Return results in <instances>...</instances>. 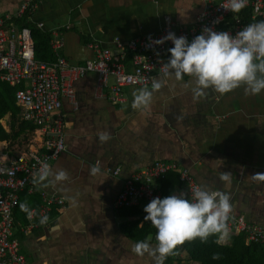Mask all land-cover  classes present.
Instances as JSON below:
<instances>
[{"label": "crops", "instance_id": "1", "mask_svg": "<svg viewBox=\"0 0 264 264\" xmlns=\"http://www.w3.org/2000/svg\"><path fill=\"white\" fill-rule=\"evenodd\" d=\"M26 1L0 0V11L14 12ZM37 2L34 14L19 24L30 29L45 24L38 30L51 34L53 53V43L62 40L61 55L74 65H83L95 57L91 44L111 47L116 37L128 41L161 34L166 18L171 19L175 30L192 29L206 0ZM251 6L245 8L250 15ZM259 20L264 19L249 18L251 23ZM160 79L164 86L154 94L143 115L131 107L133 92L139 87L125 88L126 101L113 104L97 97L95 73L75 83L77 104L64 98L67 151L54 162L53 169H67L71 179L63 186H38L36 192H21L20 204L27 202L34 212L31 219L21 211L20 204L14 210V238L29 264H153L151 257H140L132 251L140 240L151 238L153 246L156 243L151 234L153 226L144 220L145 204L118 210L114 201L127 180L159 161L176 162L200 186L229 193L235 215L264 227V91L249 95L241 87L221 95L209 89L203 98L194 99L190 77L184 76L182 82ZM27 86L28 80L11 85L0 79V113L8 110L1 125L10 133L12 113L18 108V120L25 126L14 140H0L1 161L40 151L45 142V133L23 120V108L16 100V91ZM105 131L111 139L100 142L99 134ZM21 139L30 140L23 151L15 149ZM93 165L100 169L95 175L90 174ZM116 169L120 170L118 175L113 173ZM222 172L231 173L230 182L219 179ZM179 177L178 172L171 173L155 183L162 198L188 193ZM42 192L66 201L64 208L56 206L48 214L43 225L38 214ZM233 237L224 242L214 235L207 243L215 239L219 247L231 245ZM178 251L169 256L167 264H202L189 252L179 247Z\"/></svg>", "mask_w": 264, "mask_h": 264}, {"label": "built area", "instance_id": "2", "mask_svg": "<svg viewBox=\"0 0 264 264\" xmlns=\"http://www.w3.org/2000/svg\"><path fill=\"white\" fill-rule=\"evenodd\" d=\"M37 5V0H27L14 12L0 11V79L11 85L29 81V86L20 87L16 91V100L23 108V120L32 123L46 135L40 151L6 158V161L0 159V264H29L20 251L19 242L14 238V210L20 204L21 192L37 191L38 186L31 182L33 174L40 167L37 160H45L53 168L54 162L67 151L63 100L68 98L77 104V81L95 73L98 76L97 97L107 98L113 104H123L126 101L125 88H151L153 78L164 77L161 66L167 62L170 57L168 49L174 45L171 41L152 44L149 37L155 41L172 32L177 37L186 36L191 42L195 36L201 34L204 27L235 35L249 24L238 15L232 22L227 21L232 14L225 9L229 0H206L205 8L192 29L175 30L171 19L166 18L161 34H147L128 41L116 37L111 47L93 43L90 48L95 52V57L83 65H74L61 55L64 47L62 40L53 43L56 61L36 59L35 40L31 29L19 24V21L29 19ZM248 6L252 7L253 20L264 19V0H248L246 7ZM43 28L45 24H36V29ZM110 79H113V84H110ZM176 172L180 174L189 194L190 190L200 186L180 164L159 161L138 171L125 182L114 201L116 209L133 208L141 203L146 206L153 198H162L155 183ZM113 173L118 175L120 170L116 169ZM41 195L42 204L38 210L41 217L48 216L56 206L64 208L66 205V201L56 194L42 192ZM228 230V238L243 234L248 242L264 245V227L249 223L244 216L232 212ZM227 239L223 241L226 242Z\"/></svg>", "mask_w": 264, "mask_h": 264}, {"label": "clouds", "instance_id": "3", "mask_svg": "<svg viewBox=\"0 0 264 264\" xmlns=\"http://www.w3.org/2000/svg\"><path fill=\"white\" fill-rule=\"evenodd\" d=\"M248 0H229L226 10L239 13L247 6ZM152 44H163L171 41L174 45L168 49L170 57L162 63L163 76L182 82L184 76L191 78V92L194 99L203 98L211 89L221 95L243 87L245 94L259 95L264 91V20L249 23L237 31L235 35L228 31H215L204 27L200 35L191 42L186 36L177 37L169 32ZM160 78H153L151 88L145 86L133 92L131 107L143 115L153 101V96L163 87ZM111 139L109 132L99 134L100 142ZM39 169L33 174L32 184L39 187L63 186L70 181V173L65 168L53 169L47 161L37 160ZM100 171L98 166L90 168V174ZM230 172H222L219 179L230 182ZM21 211L29 219L33 210L27 202L20 204ZM144 217L156 229L155 245L151 238L136 242L132 251L140 257L152 258L153 264H164L172 255H177V248L185 241L197 238L207 243L211 236L218 240L229 236L228 222L233 207L231 196L227 192L212 190L207 185L198 186L189 193L179 192L164 198L155 197L145 207ZM42 216L40 224L47 222ZM213 259H218L214 254Z\"/></svg>", "mask_w": 264, "mask_h": 264}, {"label": "trees", "instance_id": "4", "mask_svg": "<svg viewBox=\"0 0 264 264\" xmlns=\"http://www.w3.org/2000/svg\"><path fill=\"white\" fill-rule=\"evenodd\" d=\"M249 10L245 9L240 13H232L227 21L232 22L235 17L240 16L244 22L251 23L249 18L251 17ZM252 14V13H251ZM31 34L35 40V51H36V59L39 61L45 62H54L56 61L55 54L53 53L51 40V34L47 32H42L38 29H31ZM55 59V60H54ZM8 112L6 109L4 112L0 113V120L2 117ZM18 108L12 113V121H11V132L7 133L0 122V140H14L18 137L19 133L23 131L25 126L23 123L19 122ZM34 130V127L31 128ZM180 178V177H179ZM151 228V234L155 236L156 229L154 227ZM145 235L147 233H144ZM213 239L211 244L208 243H196L197 240H194L192 244L190 241H185L183 245L178 246L182 249V251H187L190 254V257L196 260H201L202 264H264V245L246 244L245 235L240 234L238 236L233 237V242L231 245H220V247ZM215 242V243H214ZM195 244L198 247H195ZM179 253V251H178ZM218 254V259H213V255ZM170 258L166 259V264L169 263Z\"/></svg>", "mask_w": 264, "mask_h": 264}, {"label": "rangeland", "instance_id": "5", "mask_svg": "<svg viewBox=\"0 0 264 264\" xmlns=\"http://www.w3.org/2000/svg\"><path fill=\"white\" fill-rule=\"evenodd\" d=\"M23 4V2L18 6V8L21 6ZM17 8V9H18ZM16 9V10H17ZM15 10V11H16ZM31 139V138H30ZM21 141V144L19 145V146H17V144L15 143V149H19L20 151H23V149L25 148V147H27V145L29 144V142H30V140H28V141H26V140H23V139H21L20 140ZM24 141H25V143H24Z\"/></svg>", "mask_w": 264, "mask_h": 264}]
</instances>
